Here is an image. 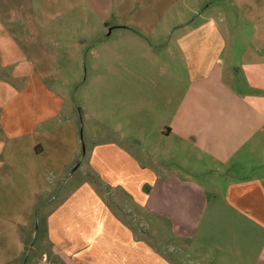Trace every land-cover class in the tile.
Returning a JSON list of instances; mask_svg holds the SVG:
<instances>
[{
    "label": "crops",
    "instance_id": "1",
    "mask_svg": "<svg viewBox=\"0 0 264 264\" xmlns=\"http://www.w3.org/2000/svg\"><path fill=\"white\" fill-rule=\"evenodd\" d=\"M151 1L117 0L103 35L119 43L88 50L102 67L115 57L116 89L85 113L87 180L46 201L60 109L36 105L29 84L85 40L59 14L0 11V264H23L39 231L36 264H264V0H231V28L217 22L226 2L189 21ZM51 41L66 53L46 54Z\"/></svg>",
    "mask_w": 264,
    "mask_h": 264
},
{
    "label": "rangeland",
    "instance_id": "2",
    "mask_svg": "<svg viewBox=\"0 0 264 264\" xmlns=\"http://www.w3.org/2000/svg\"><path fill=\"white\" fill-rule=\"evenodd\" d=\"M7 1V3H6ZM75 2L76 6L69 13L67 4ZM117 0H0V11L4 10L3 7H7L9 11L24 12V13H40L44 11L46 13L59 14L63 21L71 23L75 27L74 38L84 39L83 46L75 48V59L70 60V65L45 68L44 78L41 77L37 71L35 78L37 83L33 88L32 84H29L30 90H35L38 93V98L34 99L36 105H40L45 108L54 105L60 109V122L58 123L61 129L58 140L60 141L58 147L57 156L61 159V171L60 176L49 177L44 181V200H51L54 198L60 188H71L74 184H78L81 181L87 180V177L83 172L87 169L88 162L85 158L87 145L86 137L88 135V126L90 125L87 119L85 120V113L91 109L95 110L100 107L102 103H99L98 99L100 94L114 92L116 89V77L118 73L117 67H115V57H112L113 62L106 60V55L100 57L103 61L107 62L106 67L95 64V57L93 54L86 57L88 50H92L93 47H98L102 43L99 42L102 39H107L102 48L106 49L114 47L119 43L117 38V32L104 36L103 33H108L109 29L120 24L114 18V12L116 10ZM215 2L214 5L218 6L214 11L205 14L206 16L212 15V17H218V9H223V3L226 2V13H223V20H218L219 26L231 28V11L237 10L236 6L231 9V0H152L151 4L155 8L156 4L159 6L158 11H164L169 9L170 14H181L186 20L200 19V16L191 12V9L200 7V11H204L205 5L209 2ZM243 0L238 2V7L244 9ZM85 2H91L93 8L97 10L105 9L110 12L111 15L105 20L98 19L97 14L93 13ZM217 4V5H216ZM222 6V7H219ZM170 7V8H169ZM146 9V6H145ZM211 13V14H209ZM171 14V15H172ZM159 15V14H158ZM235 13H233L232 24L237 25L234 19ZM198 23V21H197ZM108 25V30L105 29V25ZM89 27V31L86 34H80L78 30H82V27ZM107 35V34H106ZM65 34H57L56 40L62 41ZM231 39V37H230ZM54 47L52 41L47 43L46 54L51 55V48ZM62 55L66 53L64 45L59 44L57 48L54 47ZM66 58L65 56H60ZM81 60L83 64L81 63ZM78 61V62H77ZM130 62V61H129ZM55 70V71H54ZM122 70H119V72ZM126 75L125 71H122ZM128 73V72H127ZM130 74V73H128ZM40 79V80H39ZM35 81V80H34ZM127 84H124L126 86ZM43 95H42V94ZM42 97V98H41ZM57 98H59L57 100ZM52 124H56V120L52 121ZM89 124V125H88ZM85 125V127H84ZM74 130V136L70 133V129ZM73 138L79 140V145L76 148L74 157L71 156V145ZM87 145V146H86ZM55 153H53V157ZM52 156V154H49ZM68 161V163H63ZM82 164V168L79 165ZM115 200L119 202L120 198L115 194L113 195ZM161 245L164 244L165 235L159 237ZM42 241V234H39L34 239L27 242L24 248L23 264H34L39 254L45 253V250L40 247ZM37 263V262H36ZM35 263V264H36Z\"/></svg>",
    "mask_w": 264,
    "mask_h": 264
}]
</instances>
